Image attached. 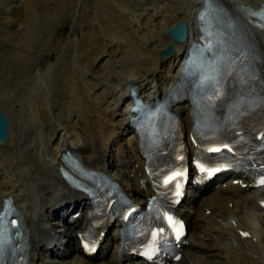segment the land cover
Wrapping results in <instances>:
<instances>
[{"label": "bare ground", "instance_id": "6f19581e", "mask_svg": "<svg viewBox=\"0 0 264 264\" xmlns=\"http://www.w3.org/2000/svg\"><path fill=\"white\" fill-rule=\"evenodd\" d=\"M203 1L70 0L67 32L54 25L58 14L42 13L40 2L30 1L19 31L4 35L10 42L6 51L0 49V106L10 126L7 140H0V208L7 195L22 207L34 236L33 264H118L115 233L94 257L79 244L61 252L52 248L50 220L57 210L74 207L71 217L57 215L71 227L70 240L78 238L88 216V199L62 177V155L72 148L135 197L151 193L141 184L145 160L134 129L130 133L131 87L135 84L148 100L167 93L180 74L185 48L199 34L197 12ZM223 1L259 6L263 0ZM180 19L189 26L185 40L169 33ZM10 21L3 20L0 29ZM170 44L172 55L164 52ZM12 64L17 75L6 83ZM178 108L190 128L191 107L181 103ZM124 133H129L126 144L117 140ZM187 141L191 145L190 133ZM110 142L117 146L111 162ZM244 181L227 178L210 192L191 196L184 206L190 224L187 244L182 257L170 264H201L209 255H223L220 264H264V185L252 188ZM77 211L81 217L75 221ZM42 251L59 260L49 261Z\"/></svg>", "mask_w": 264, "mask_h": 264}, {"label": "rangeland", "instance_id": "374dc122", "mask_svg": "<svg viewBox=\"0 0 264 264\" xmlns=\"http://www.w3.org/2000/svg\"><path fill=\"white\" fill-rule=\"evenodd\" d=\"M30 1L40 2L39 7L41 8L42 13H44L45 9H47V11L50 13L58 14L56 19L55 20L53 19L54 25L55 24H57L58 26L63 25L64 26L63 30L64 31L66 30V32L70 30L69 26L72 24V18L70 17V13L67 12L65 14V9H68L67 6L73 5V3L70 2V0H4V1L2 0L3 3L0 4V23L3 20L5 21V19H7V20L11 19V21L7 25L6 29H2V30L0 29V37H1L0 40H2V41H0V49H1L2 53L4 52V50L6 51L7 44H9V42H10V40H8V39L5 41V39L3 38L4 35H6V34L10 35L9 32L16 34L19 31V29L21 28V26L25 20L24 19L25 7H26V5H29ZM133 1H136V0H133ZM46 3H48V4H46ZM50 21H51V19H50ZM37 23L38 22L36 21L35 24L38 25ZM50 33H52V32L50 31L49 33H47V35H49ZM12 66H13V68L6 71L7 72V78H5L6 83L12 82L17 75L18 67L15 66V64H12ZM3 77H5V76H3ZM128 135H129L128 133H126V134L124 133L122 135L123 137L119 136V138L117 140H120L119 141L120 143L126 144L127 143L126 139H127ZM111 142H113L112 139H111ZM111 142H110L111 156H109V154H108V159L110 160V162L113 160V157H116L115 152L117 149V146L115 144H112ZM29 149L30 148H28L27 150H29ZM66 210H67V208L57 210L55 212V215L53 217H51L52 219L50 220L52 230H53V233H52L53 234V242L55 241L57 244V245L53 244L52 248L57 252H61L62 250H66V249H75L77 247V241L75 239L70 240L69 235H70L71 229L69 230L68 226L66 224H64L63 220L56 216V215L60 216V214L62 215L64 213V211H66ZM210 235H209V239H207V240L212 241L211 240L212 239V233ZM209 241H207V242L212 243ZM42 252L45 253L44 251H42ZM211 252H209V253H211ZM45 254L48 256L47 258L49 261L57 262L59 260L58 256H56L54 254H50V252H46ZM221 258H223V255L222 256L212 255L211 257L209 255V256H205L204 259L201 260L200 262H201V264H220Z\"/></svg>", "mask_w": 264, "mask_h": 264}, {"label": "water", "instance_id": "95a60500", "mask_svg": "<svg viewBox=\"0 0 264 264\" xmlns=\"http://www.w3.org/2000/svg\"><path fill=\"white\" fill-rule=\"evenodd\" d=\"M171 36L178 40H185L188 36L189 26L184 19H180L175 25L169 27ZM165 53L172 54L174 47L170 44L165 50ZM10 126L9 117L5 113L2 106H0V140L6 141L8 137V129Z\"/></svg>", "mask_w": 264, "mask_h": 264}]
</instances>
